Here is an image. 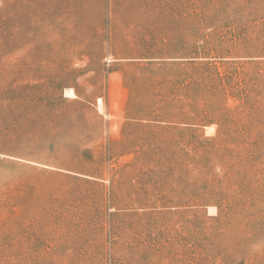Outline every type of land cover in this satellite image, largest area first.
I'll return each mask as SVG.
<instances>
[{"label": "rangeland", "instance_id": "1", "mask_svg": "<svg viewBox=\"0 0 264 264\" xmlns=\"http://www.w3.org/2000/svg\"><path fill=\"white\" fill-rule=\"evenodd\" d=\"M0 264H264V0H0Z\"/></svg>", "mask_w": 264, "mask_h": 264}, {"label": "bare ground", "instance_id": "2", "mask_svg": "<svg viewBox=\"0 0 264 264\" xmlns=\"http://www.w3.org/2000/svg\"><path fill=\"white\" fill-rule=\"evenodd\" d=\"M72 92V90H69V93H71Z\"/></svg>", "mask_w": 264, "mask_h": 264}]
</instances>
